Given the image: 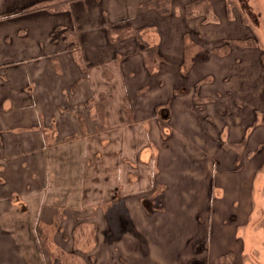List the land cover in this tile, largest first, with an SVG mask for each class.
<instances>
[{
	"label": "rangeland",
	"instance_id": "1",
	"mask_svg": "<svg viewBox=\"0 0 264 264\" xmlns=\"http://www.w3.org/2000/svg\"><path fill=\"white\" fill-rule=\"evenodd\" d=\"M50 1L0 0V16L3 15L0 23L7 29V32L3 33L7 35L5 38L0 34V60L40 58L50 51L59 50V42L62 39L67 41L64 47L73 42L77 50L80 49V56L77 53L80 63L100 64L93 78L95 89L103 94H110L111 98L102 97L98 101V97H95V120L96 127H101L102 124L110 126V140L102 139L99 142L96 137L95 143L90 145L81 144V140L77 143L64 142L63 148L56 150L49 161V169L52 172L45 179L42 177V153L32 155L33 157L25 161L19 159L8 164L9 171L5 175L4 172L0 174V178L8 181L6 188L0 187V196L10 188L19 189L25 196V205L22 207L16 202L17 206L7 207L6 203L2 202L1 208L8 209V213L1 215L3 212L0 210V223L4 227L0 232V264H12V253L7 252H12L16 247L17 242L13 240L16 237L30 255L31 264H48L49 258L50 264H156V261L161 262L162 254L161 258L167 262V231L165 236H161L162 224H157L164 184L159 177L160 182L155 181L161 168L162 172L164 170V165L160 166L159 161L164 157L163 148L171 112L169 107L174 108L175 115L178 112L182 116L183 112L180 108L176 110V106L194 105L199 109L204 107V102L201 101L209 100L211 113L214 114L213 103L216 100L224 111L222 119L235 120L234 129L238 133L234 135V139H240L244 135V127L262 117L259 109H256L254 117L250 104L241 98H237L234 106V83L236 82L239 88V94H242V90H247L248 84L253 88L255 85L256 89L260 85V90L264 91V0H191L187 8L195 13L199 12L200 15H186L187 19L181 17L184 12L180 9L179 13L178 7L174 8L170 15L155 14L153 12L156 11L148 8L143 10L142 3L152 0H100L99 6L108 11V21L116 25L109 31L110 39L106 41L110 47L103 43L104 37L96 39L92 34L77 35L75 32L73 36L67 30L64 32V29L47 36L45 30L48 27H45V22L24 21L22 18L26 13L16 15L26 8L25 6L28 7L27 11L34 10ZM166 3L167 0L156 1V5L165 6ZM183 3L181 0H172L171 8L174 4ZM164 9L159 8L160 11ZM141 16H147L148 19L142 20L139 18ZM92 17V14H89L86 19ZM127 23L132 27L122 29L120 25ZM86 24L84 23L82 28ZM41 25L44 27H37ZM61 27L66 25L62 24ZM135 28H141V38L133 31ZM18 35L22 37L13 41L12 37L17 38ZM44 35L46 37L42 39L43 43L39 47L35 40ZM81 37H86V41L82 40L81 43ZM5 40L7 43H3ZM176 45L177 56L171 49V46ZM141 47L144 48V51H140L143 54V66L141 59L131 63L128 57L125 59L127 68L121 66V57L139 51ZM107 50H110L109 55L103 52ZM85 60L88 62H84ZM190 60L201 62H196L191 69L188 64ZM15 63L19 62L12 64ZM0 68H3V65H0ZM118 71L121 76H114ZM249 72L255 74L252 81L242 78ZM42 73L38 70L35 76H41ZM0 75L6 76L1 71ZM44 75L47 76L48 72ZM181 75L200 77L195 78L191 86L182 84ZM214 76H223V79L218 82ZM188 80L192 84L193 80ZM103 81L106 82L105 86L102 85ZM172 83L176 84L175 89H172ZM205 83L210 90L204 89L205 87H202V90L212 93L216 91V97L206 98L198 95L197 86ZM120 89L127 92V114L124 110L120 114L117 112L119 105H123L122 98L117 97L118 91L124 92ZM235 89L237 90V87ZM173 90V94L178 96L175 100L170 97ZM87 92L86 83H82L76 100L81 102ZM106 102H110L109 107L104 105ZM255 104L261 108L264 101L259 99ZM232 105L233 109H229ZM200 114L202 113L195 114L198 124L196 132L201 130L207 133L206 124L211 121L200 117ZM123 116L127 123L119 130L115 124L118 117ZM212 117L221 118L218 114ZM127 125L128 128L124 130L123 127ZM186 131H190L188 126ZM185 133L188 135V132ZM202 136L208 140L214 155L216 152L230 153L233 156V150L228 147L222 146L221 151L214 137L210 140L208 136ZM225 142L230 143L229 140ZM238 143H234V146L238 145L234 147V154L239 152L238 158L234 160L235 169L243 165L242 160L249 151L246 145L244 147ZM186 149L185 153L190 149L200 153L197 147L189 144ZM62 150L68 154L61 155ZM177 152V155L182 157L180 148H177ZM59 157H63V160L58 159ZM193 158L194 156L184 155L185 160H180L182 167L178 173L175 171L176 167L171 165V173L178 183L173 187L177 191L171 194L173 201L170 203L178 210L182 207L181 199L188 196L189 187L184 180L189 173H196L198 168V162H194ZM260 162L261 160L257 164ZM179 163L175 162V165ZM232 164L233 161L221 162L224 168H229ZM254 169L253 166L247 168L248 177L244 173H238L234 177V183L237 185L236 187L234 184L235 193L240 192L239 195L243 196V199H239L241 205L247 207L246 211L247 203L253 202L255 198L252 192L250 198L248 197L249 178ZM261 170L262 168L259 169ZM165 174L162 173L161 178ZM263 178L255 177V182L260 185ZM33 190L31 195H25ZM124 202L129 205L130 211ZM262 206L264 207V201ZM261 211L260 221L264 227V209ZM38 213L56 217L57 224H37L35 218ZM135 220L141 223V230L149 234L144 237L138 232ZM250 226L254 224L251 223ZM156 228L159 240L155 234ZM151 230H154V233H151ZM5 232L12 234L4 236ZM233 244L232 249L238 253L241 240L240 245L239 240L236 243L233 241ZM2 254L4 256H1ZM245 254V250L241 252V264H257L252 256L247 257ZM199 259H194V263H200L197 261ZM223 259L227 264L233 262L234 252ZM228 259L230 260L227 261Z\"/></svg>",
	"mask_w": 264,
	"mask_h": 264
},
{
	"label": "crops",
	"instance_id": "2",
	"mask_svg": "<svg viewBox=\"0 0 264 264\" xmlns=\"http://www.w3.org/2000/svg\"><path fill=\"white\" fill-rule=\"evenodd\" d=\"M181 2L184 3L181 5L174 4L172 11L176 7L181 8L185 4H188L191 0H181ZM187 7L186 14H183L182 18L187 19L186 15L188 17L200 15L199 12L195 13ZM63 10L57 13L49 12L45 9L33 10L26 13L22 19L24 21L45 22V27H48L45 30V34L50 36L53 32L68 28L67 26H69V29H73L69 11L66 8ZM178 11L180 13V10ZM58 13H63L64 15H57ZM153 13L157 14V12ZM2 16H0V21L3 19ZM65 22L67 23L65 24ZM237 23L239 25V22ZM62 24L66 25V27L62 28ZM37 27H44V25ZM85 27L82 30H85ZM5 32H7L6 26L0 23V34L4 35V38L7 36L3 34ZM86 34H92L96 39L104 37L103 43L109 46L108 42H106V36L102 34L101 29L93 28L81 33V35ZM46 35L35 40L39 47ZM21 37L22 35H18L17 38L12 37V39L14 41V39ZM81 38L84 42L86 41V37ZM237 39H239V36H237ZM65 42L66 40L64 39L60 40L59 44H61V48L59 50L50 51V53H46L45 56L40 58L25 57L17 61L0 60V65H3L0 71L6 75H0V174L4 172L3 174L5 175L9 171L8 164L15 163L19 159L25 161V159H29V157H33L37 153H42V177L45 179L52 172L49 169V161L55 155L56 150L60 147L63 148L64 142L77 143L78 140H81V144L90 145L92 142L95 143L96 137L99 139V142L102 139L110 140V126L102 124L101 127H96L95 120V97H98V101L102 97L111 98L110 94H103L98 89H95L93 78L100 64L94 65L92 63L85 65L80 63V49L78 48L77 50L75 44L72 45V49H67L68 46L64 47ZM3 43H7L6 40ZM12 43L8 44L11 45ZM171 49L177 56V45L175 47L171 46ZM103 52L109 55L110 50ZM22 55L25 56L24 54ZM126 57H128L131 63H135L137 59H141L143 66V54L140 51L130 52L129 55L121 57V66L123 65L124 68H127ZM14 62H19L20 64H12ZM84 62L88 61L85 60ZM196 62L190 60L188 64L191 66V69L194 68ZM247 63L251 64V62ZM38 70L43 72L41 76H35ZM45 72H48L47 76L44 75ZM120 73L118 71V74L114 76H121ZM181 77L183 78L182 83L184 85L189 84L193 86L195 78L200 76L181 75ZM188 78L193 80L192 84H190ZM214 78L215 80L218 79L219 82V80L223 79V76H214ZM242 78L252 81L255 79V74L254 72H249L247 76H242ZM103 82L102 85L105 86L106 82ZM82 83H86L88 92L82 97L83 99L80 102L76 99ZM205 85L207 83L197 86L198 89L196 91L198 95L206 98L211 96L216 97V91L212 93L209 91L208 86ZM172 86V89H175L174 86L176 84L172 83ZM202 87L209 90H202ZM235 87H237V90ZM262 89L264 90V88ZM120 90L124 92L118 91L117 97L122 98L123 105L122 107L119 105L117 112L120 114L124 110L127 114V92L125 89ZM173 93L174 90L170 97L175 100L178 96L176 94L175 96ZM133 95L135 96L134 93ZM237 98H241L245 103L250 104L254 117L257 112L256 109H259V114L262 116L256 119V121L254 120L253 124L251 123L244 127V135L240 139H234V135L238 133L234 129L235 120L232 121L230 119L228 121L222 119L224 111L223 108L219 107L216 100L213 103L214 114L211 113L212 109H210L209 100L201 101L204 102V107L201 106L199 109L194 105L176 106V110L180 108L183 112L182 116L178 112L175 115L174 108L169 107L171 112L168 119L169 128L163 148L164 157L159 161L160 166L164 165V170L162 172L161 168L159 176H157V180L155 181L160 182V178L164 184L161 211L157 224H162L161 236H165L167 231L169 248L167 253H165L167 262H164L163 258H161L162 254L160 256L161 262L156 261V264H227V262L223 261V257L228 258L233 252L234 261L229 264H241L243 261L241 252L244 250L246 251L245 255L247 257L252 256L257 264H264V241H262L264 240V227H262L263 222L260 221L262 215L261 209H264L262 206L264 201V178L260 185L255 182V177H264V104L261 108L255 104L259 99L264 101V91L260 90V85L256 89L255 85L253 88L251 84H248L247 90L244 89L242 90V94H239V88L235 82L234 106L238 101ZM104 105L109 107L110 102H106ZM229 109H233V105ZM198 113H202L200 117L208 118L211 121L206 124L207 133L201 130L198 133L196 132L198 124L195 120V114ZM235 113L236 111H234ZM217 114L221 117L220 119L212 117H216ZM126 123L125 116L123 118L118 117V122L115 126L120 130ZM187 126L190 131H186ZM127 128L128 125L123 127L124 130ZM185 132H188V135ZM96 133L99 135H96ZM202 135L208 136L210 140L214 137L221 151H223L224 146L228 147L229 150L232 149L233 156L230 153L224 154L220 152V154L215 152L214 155L209 147L208 140ZM225 140H229L230 143L226 144ZM234 143L242 146L246 145L249 148V151L242 160L243 165L236 169L234 168V160L238 158L239 152L234 154V147H238V145L234 146ZM188 144L197 147L200 153L191 149L185 153ZM177 148L182 150V157L177 155ZM47 149L49 150L47 151ZM9 151L11 152L10 155L8 154ZM63 153L66 152L62 150L61 155ZM175 155L177 156L175 157ZM184 155L188 157L194 156L193 160L194 162H198V168H196V173H189L188 177L184 180L186 181V186L189 187V189L187 188L188 196L181 199L180 205L182 207H179L180 209L178 210L176 207L173 208L172 203H170L173 201L171 194L177 191L173 187L178 183L172 174L171 165L176 167L175 171L177 173L181 172L182 166H180L179 162L183 159ZM58 159L63 160V157H59ZM260 160L261 162L257 164ZM224 161H233V164L229 168H224L221 165V162ZM175 162L179 164L175 165ZM4 164L6 165L5 168ZM252 166L255 169L250 174L248 197L250 198V193L252 192L255 198L253 202L247 203L248 210L246 211L247 207H244L243 204L241 205L239 199L240 197L243 199V196L239 195L240 192L235 193L234 184L236 185V183H234V177L238 173L247 175V168H251ZM260 168H262L261 171H259ZM162 173L166 174L162 175L161 178ZM16 176L15 174L14 177ZM3 179V177L0 178L2 180L0 187L4 186L6 188L8 181H4ZM33 192L34 190L25 195H31ZM22 194L23 191L16 188H10L7 192L2 193L3 196H0V210L3 213L1 215L8 213V209L1 208L2 202H5L7 207L17 206L16 202L20 203L23 207L25 205V196ZM234 194L236 198H234ZM124 205L130 211L129 205L125 202ZM35 219L37 224H57V218L54 216H44L38 213ZM155 221L156 219L154 218ZM251 223L254 226L251 227ZM134 224L138 227V232L144 237L149 234L141 230V223L138 220H135ZM0 227L2 228L0 232H2L4 229L2 223H0ZM152 227L154 229L153 224ZM156 231L157 233L155 234L158 237V228H156ZM150 232L154 233V230ZM11 234L5 232L4 236H11ZM230 239L232 242H230ZM13 240L17 242V245L12 249V252H7L12 253V264H31L30 255L23 249L18 238L16 237ZM237 240H239V245L241 240V246L238 253H235L234 249H232L234 248L233 241L236 243ZM64 250L67 251L66 249ZM212 250H214V254ZM1 256L4 255L2 254ZM197 258H200L197 260L200 263H194V259ZM249 262L252 263L250 260ZM50 263L51 259L49 258L48 264Z\"/></svg>",
	"mask_w": 264,
	"mask_h": 264
},
{
	"label": "trees",
	"instance_id": "3",
	"mask_svg": "<svg viewBox=\"0 0 264 264\" xmlns=\"http://www.w3.org/2000/svg\"><path fill=\"white\" fill-rule=\"evenodd\" d=\"M36 1L43 2L45 0H36ZM152 1H147V3L143 2L142 3L143 10L145 8H148L149 10L156 11L157 14H160V15L171 13L172 0H167V3L165 6H163L162 4L156 5L157 0H152ZM99 2L100 0H51L50 3H44L46 5L41 6V8L39 9H45L49 12L57 13L60 11H64L63 9L66 8V10L69 11L70 17L72 19L73 29L65 28L64 32L67 30V32H69V34H72L73 36H74V32L77 35H81L82 32L84 33L85 31H88L90 29L99 28L101 29L102 34L106 36V39H110L109 31L112 30L113 27H115L116 25L115 23L108 21L107 19L108 11L106 9H102V7L99 6L100 4ZM187 5H190V3L185 4L184 6L179 8V10L180 9L183 10L184 14H186ZM25 7L26 8H24L20 12H17L16 15H21V14L29 13L30 11H33L31 9L27 11L28 7L27 6ZM159 8H165V9L160 11ZM34 10H37V9H34ZM89 14H92L93 17L86 19V16ZM139 18H141L142 20L148 19L147 16H141ZM84 23H87L86 24L87 26L85 25L86 26L85 30H82ZM120 26H122V29L132 27L128 23L126 25H120ZM140 30L141 28L133 29V31H135V33L138 35L139 38L142 37V35L139 34ZM65 43H67V41ZM72 45H74L73 42L71 43L70 46L67 47V49H72ZM139 51H144V48L141 47ZM45 250L47 249L45 248Z\"/></svg>",
	"mask_w": 264,
	"mask_h": 264
}]
</instances>
